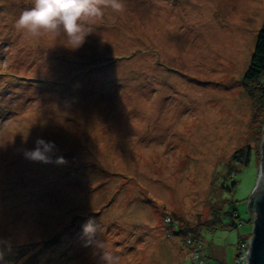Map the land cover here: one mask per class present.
<instances>
[{
  "label": "rangeland",
  "instance_id": "obj_1",
  "mask_svg": "<svg viewBox=\"0 0 264 264\" xmlns=\"http://www.w3.org/2000/svg\"><path fill=\"white\" fill-rule=\"evenodd\" d=\"M123 2L70 49L0 0V264H100L90 218L120 264H234L253 232L263 124L239 78L264 0ZM37 138L51 162L25 157Z\"/></svg>",
  "mask_w": 264,
  "mask_h": 264
},
{
  "label": "clouds",
  "instance_id": "obj_2",
  "mask_svg": "<svg viewBox=\"0 0 264 264\" xmlns=\"http://www.w3.org/2000/svg\"><path fill=\"white\" fill-rule=\"evenodd\" d=\"M32 6L21 12L15 21L17 31L26 37L39 38L42 35H64L66 47L78 49L91 32V23L104 15L106 9L114 13L125 10L123 0H30ZM36 147L24 150L27 159L44 163L51 162L48 155L55 144L37 138ZM56 163H66L64 157H58ZM101 227L94 219H89L83 226V234L87 237L85 246L94 245L100 264H120L119 255L108 250L106 245L96 239Z\"/></svg>",
  "mask_w": 264,
  "mask_h": 264
},
{
  "label": "trees",
  "instance_id": "obj_3",
  "mask_svg": "<svg viewBox=\"0 0 264 264\" xmlns=\"http://www.w3.org/2000/svg\"><path fill=\"white\" fill-rule=\"evenodd\" d=\"M255 48L251 54L250 64L245 73L239 78V84L242 91L245 92L249 102L252 106V119L261 120L264 122V24L258 31ZM246 150V151H245ZM245 150L236 151L232 159L234 162L249 163L251 157V150L246 148ZM243 153V155H242ZM242 157L244 158L242 161ZM219 211L218 208L214 210L213 219L207 221V225L210 230L219 227ZM212 227V228H211ZM194 237L198 239V232L193 231ZM247 240H240L236 247L235 257L238 255V248L245 244ZM235 261V260H234Z\"/></svg>",
  "mask_w": 264,
  "mask_h": 264
},
{
  "label": "water",
  "instance_id": "obj_4",
  "mask_svg": "<svg viewBox=\"0 0 264 264\" xmlns=\"http://www.w3.org/2000/svg\"><path fill=\"white\" fill-rule=\"evenodd\" d=\"M258 175L247 207L253 214V232L248 242L246 264H264V122Z\"/></svg>",
  "mask_w": 264,
  "mask_h": 264
},
{
  "label": "built area",
  "instance_id": "obj_5",
  "mask_svg": "<svg viewBox=\"0 0 264 264\" xmlns=\"http://www.w3.org/2000/svg\"><path fill=\"white\" fill-rule=\"evenodd\" d=\"M189 241H193L188 239ZM247 248H248V242L246 241L245 244H242L239 248H238V255L235 257V261L234 264H246V259H247ZM195 256L196 257V261L194 262V264H205L204 260L201 258V256H199L197 254V252H195Z\"/></svg>",
  "mask_w": 264,
  "mask_h": 264
}]
</instances>
